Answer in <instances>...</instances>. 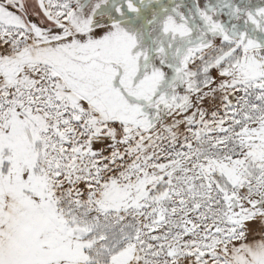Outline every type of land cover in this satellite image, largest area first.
Masks as SVG:
<instances>
[{"label": "snow or ice", "instance_id": "6c2138e0", "mask_svg": "<svg viewBox=\"0 0 264 264\" xmlns=\"http://www.w3.org/2000/svg\"><path fill=\"white\" fill-rule=\"evenodd\" d=\"M0 264H264V0H0Z\"/></svg>", "mask_w": 264, "mask_h": 264}]
</instances>
